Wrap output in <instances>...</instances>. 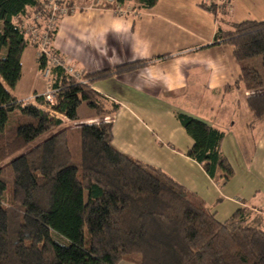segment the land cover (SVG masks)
Segmentation results:
<instances>
[{
  "label": "trees",
  "instance_id": "16d2710c",
  "mask_svg": "<svg viewBox=\"0 0 264 264\" xmlns=\"http://www.w3.org/2000/svg\"><path fill=\"white\" fill-rule=\"evenodd\" d=\"M136 2L151 8L157 0ZM202 7L217 15L215 3ZM39 8L40 0H0V264H264V230L244 209L219 222L160 168L114 147L110 116L118 104L91 88L110 70L83 73L81 83L55 67L47 80L53 104L45 95L16 98L28 45L21 20ZM218 21L228 28L218 25L214 43L232 46L241 68L234 85L248 91L253 126L264 121V20ZM36 60L41 73L47 58ZM82 103L102 118L70 125ZM176 118L193 139L187 155L227 182L224 132L182 112Z\"/></svg>",
  "mask_w": 264,
  "mask_h": 264
},
{
  "label": "crops",
  "instance_id": "0c3cea01",
  "mask_svg": "<svg viewBox=\"0 0 264 264\" xmlns=\"http://www.w3.org/2000/svg\"><path fill=\"white\" fill-rule=\"evenodd\" d=\"M68 1L77 9L58 20L49 50L82 73L110 70L91 88L118 104L110 116L114 147L160 168L202 199L219 222L244 209L247 222L264 230V121L250 126L248 91L242 83L234 85L241 68L232 46L214 43L218 25L228 28L218 18L262 21L264 0H227L225 14L219 11L221 0H157L151 8L131 0L120 2V13L104 2ZM210 3L217 15L202 7ZM36 53L35 46L24 48L21 77L12 89L25 103L49 85ZM119 66L129 67L118 71ZM227 85L232 87L226 90ZM176 112L224 132L221 151L233 170L227 182L218 179L219 171L210 177L187 155L193 139ZM90 113L83 122L102 118Z\"/></svg>",
  "mask_w": 264,
  "mask_h": 264
},
{
  "label": "built area",
  "instance_id": "2783aa9c",
  "mask_svg": "<svg viewBox=\"0 0 264 264\" xmlns=\"http://www.w3.org/2000/svg\"><path fill=\"white\" fill-rule=\"evenodd\" d=\"M85 2L89 6L97 4L101 5L104 2L105 8H108L109 10L112 9L115 13H120L123 11L121 3L117 0H85ZM45 9H47V14L46 17L41 21L40 27H38L37 25H31L28 22L27 19H31L33 16L26 19V23L29 27L28 29H30L31 33V40L35 43L37 51L36 59L41 56H45L47 58V65L45 69L40 73L41 76L44 79L48 80L50 78L51 69L60 67L66 74L72 76L74 79L81 83H85V81L82 79V72L73 69L65 59L52 54L49 50L50 43L52 41V35L54 33L58 20L61 17L74 12L77 7L74 4H70L68 0H47ZM36 18H38V15H35V19ZM54 91L55 90L51 89L49 84L44 94L47 101L51 104L55 102Z\"/></svg>",
  "mask_w": 264,
  "mask_h": 264
},
{
  "label": "rangeland",
  "instance_id": "374dc122",
  "mask_svg": "<svg viewBox=\"0 0 264 264\" xmlns=\"http://www.w3.org/2000/svg\"><path fill=\"white\" fill-rule=\"evenodd\" d=\"M46 3H47V0H40V8L37 9V10H34V12H32L29 16H25L23 18V20H21V25H22L24 34H25V36H26V38L28 40V45L35 46V43L31 40V37H30L31 33H30V29H28L29 27H28V25L26 23V19L27 18H31L33 16L31 19H27L28 22L31 25H37L38 27H40L41 26V21L43 20V18L46 17V14H47V12H46L47 9H45ZM227 3H228L227 0H221L220 6L222 8H220V10H219L220 12H222V10L226 11ZM35 15H38V18L35 19ZM254 64H255V67L259 68L260 71L263 70L262 67H260L259 59H256L254 61ZM50 75H51V73H50ZM90 112H91V110L89 109V107L85 103H82L78 107L77 118L72 120L69 124L70 125H74V124H78V123H81V122L85 121V120H82V119H85L86 116L90 115L91 114ZM94 121H96V119L95 120H89V122H94ZM86 238H87V234H86Z\"/></svg>",
  "mask_w": 264,
  "mask_h": 264
}]
</instances>
